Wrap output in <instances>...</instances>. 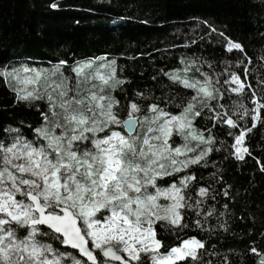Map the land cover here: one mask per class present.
<instances>
[{
    "label": "snow or ice",
    "instance_id": "snow-or-ice-1",
    "mask_svg": "<svg viewBox=\"0 0 264 264\" xmlns=\"http://www.w3.org/2000/svg\"><path fill=\"white\" fill-rule=\"evenodd\" d=\"M227 49L243 51V45L228 40ZM65 63L60 61L51 70L25 67L2 73L10 84L24 85L13 89L18 101L47 99V112H41L43 123L33 130V139L19 131L0 139V264H69V260L71 264H145L149 258L151 264H177L187 258L199 260L198 249L205 248L204 241L192 236L161 252L162 241L155 228L159 221L185 228L186 209L197 211L209 197L216 199L208 187L193 189L196 197L186 194L196 175L185 171L190 173L193 165H206L215 141L211 132L205 135L207 128L197 129L193 122L207 109L210 122L229 126L227 135L234 140L230 155L243 160L249 153L247 134L257 122H264V97L253 91L252 109L236 104L234 111H225L226 105L219 103L221 89L207 74L202 80L187 77L185 67L181 73L165 74L195 91L181 111L173 115L153 103L138 117L141 106L132 101L125 106L127 115L122 120L117 111L120 101L105 94L123 83L117 78L115 62L96 58L77 64L70 68L75 73L72 78L60 70ZM228 75L225 84L232 93L243 94L251 87L241 75ZM222 195L230 194L225 190ZM214 211L198 214L210 218ZM218 225L227 231L226 223L218 221ZM44 226L47 232L42 231ZM195 226H201L199 219ZM41 236L54 237L75 254L59 251L39 239ZM249 251L259 256L257 264H264V252L255 246ZM223 264H230L227 256Z\"/></svg>",
    "mask_w": 264,
    "mask_h": 264
},
{
    "label": "trees",
    "instance_id": "trees-1",
    "mask_svg": "<svg viewBox=\"0 0 264 264\" xmlns=\"http://www.w3.org/2000/svg\"><path fill=\"white\" fill-rule=\"evenodd\" d=\"M53 3L57 7H51ZM228 40L241 43L243 51L229 52ZM96 58L114 61L117 78L123 80L105 93L120 101L121 119H126L124 109L132 101L141 106L138 117L153 103L173 115L181 111L195 91L165 74L181 73L185 67L191 78L202 80L205 74L211 78L223 92L219 103L226 105L225 111H234L236 104L252 109L250 94L264 97V0H0V139L17 131L33 139V130L43 123L41 112H47V99L17 100L14 84L2 75L5 69L18 65L51 70L65 61L60 70L72 78L70 68ZM230 72L241 75L251 87L243 94L232 93L225 84ZM209 116L203 109L193 123L197 129L207 128L206 136L211 132L215 137L213 151L206 165L185 171L196 175L186 194L196 197L193 189L208 187L216 199L209 197L197 211L186 209L185 228L157 222L160 251L195 236L205 243L198 249L200 259L177 264H223L225 256L230 264H257L259 256L249 247L264 252V122H257L247 134L249 153L240 160L230 155L234 140L227 135L229 126L210 122ZM225 190L229 196L222 195ZM213 208L210 218L198 214ZM197 219L200 227L195 226ZM218 221L227 224V231ZM39 239L75 254L52 236ZM145 264H151L150 258Z\"/></svg>",
    "mask_w": 264,
    "mask_h": 264
},
{
    "label": "rangeland",
    "instance_id": "rangeland-1",
    "mask_svg": "<svg viewBox=\"0 0 264 264\" xmlns=\"http://www.w3.org/2000/svg\"><path fill=\"white\" fill-rule=\"evenodd\" d=\"M25 67H27V66H23V67H18V65H14L13 66V68L12 69H22V68H25ZM27 68H29V67H27ZM31 69H36V68H31ZM87 71V70H86ZM176 73H180L179 71H177ZM184 75H186L187 77H189V78H191L187 73H184ZM191 79H194V78H191ZM194 80H197V79H194ZM14 84V87H21V88H23L24 87V85L23 84H20V85H16L15 83H13ZM30 87V86H29ZM123 120V119H122ZM122 127V126H121ZM86 143H87V141H85ZM91 145L89 144V147H90ZM162 203V202H161ZM71 264V263H70Z\"/></svg>",
    "mask_w": 264,
    "mask_h": 264
},
{
    "label": "water",
    "instance_id": "water-1",
    "mask_svg": "<svg viewBox=\"0 0 264 264\" xmlns=\"http://www.w3.org/2000/svg\"><path fill=\"white\" fill-rule=\"evenodd\" d=\"M123 127V126H122ZM135 127V130H137V127L136 126H134ZM124 129V128H123ZM124 131H126V129H124ZM44 227H46V226H44ZM47 228V227H46ZM64 246V245H63ZM64 247H67V248H69V249H71L70 248V246H64ZM71 250H73V249H71ZM73 251H75V250H73ZM85 260H86V258H85Z\"/></svg>",
    "mask_w": 264,
    "mask_h": 264
}]
</instances>
